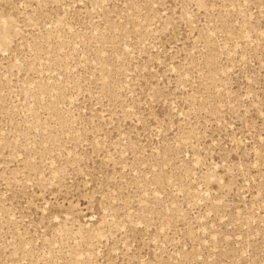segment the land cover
Segmentation results:
<instances>
[{"label": "rangeland", "instance_id": "obj_1", "mask_svg": "<svg viewBox=\"0 0 264 264\" xmlns=\"http://www.w3.org/2000/svg\"><path fill=\"white\" fill-rule=\"evenodd\" d=\"M0 264H264V0H0Z\"/></svg>", "mask_w": 264, "mask_h": 264}]
</instances>
